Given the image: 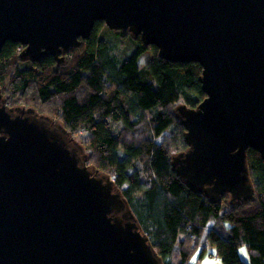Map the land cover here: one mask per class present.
<instances>
[{
	"label": "water",
	"instance_id": "water-1",
	"mask_svg": "<svg viewBox=\"0 0 264 264\" xmlns=\"http://www.w3.org/2000/svg\"><path fill=\"white\" fill-rule=\"evenodd\" d=\"M97 21L159 58L197 63L205 99L176 116L189 148L173 170L212 202L251 200L247 152L264 160V0H0L8 41L63 63ZM0 264H163L110 176L62 123L10 107L0 87Z\"/></svg>",
	"mask_w": 264,
	"mask_h": 264
},
{
	"label": "trees",
	"instance_id": "trees-1",
	"mask_svg": "<svg viewBox=\"0 0 264 264\" xmlns=\"http://www.w3.org/2000/svg\"><path fill=\"white\" fill-rule=\"evenodd\" d=\"M102 23L97 21L90 37L81 41L82 50L75 49L68 55L74 60L65 71L55 68L57 61L51 55L20 68L13 62L19 45L6 42L0 53L2 94H9L11 106L50 111L73 137L82 128L87 130L85 144L92 150V164L88 163L113 178L163 264H188L195 249L188 242L202 238L212 219L228 224L226 231L213 228L206 236L223 264H264L261 155L253 149L247 152L255 207L243 209L251 201L247 200L228 208L226 196L212 202L182 182L173 170L167 145L153 138L136 142L114 132L109 120L121 122L133 135L142 124L152 137L171 130L173 141L177 140L184 152L189 148L184 141L185 127L172 106L181 102L197 108L206 94L197 63L159 58L141 68L139 58L148 50L142 44L118 62L109 44L98 37ZM140 164L149 175L147 180L139 172ZM241 246L246 247L248 263L239 255Z\"/></svg>",
	"mask_w": 264,
	"mask_h": 264
},
{
	"label": "rangeland",
	"instance_id": "rangeland-1",
	"mask_svg": "<svg viewBox=\"0 0 264 264\" xmlns=\"http://www.w3.org/2000/svg\"><path fill=\"white\" fill-rule=\"evenodd\" d=\"M98 37L101 39H104L109 44L114 57L120 63L123 62L125 59H127L135 51V49L138 47V45H140V44L144 45L143 41L141 40L140 37L134 38L133 35L128 30H123V29L112 30L104 22L100 25V31H99ZM83 45H84V43H81V45L75 49H77V50L81 49L82 50ZM147 48H148V50L139 58V61H138V64L141 68H143L145 65L152 62L153 60L159 59V50L157 47L147 46ZM23 50H24V47H22V49H20V50L18 49L17 52H19V54L13 60L14 64H16L20 68H22L24 66L25 67L30 66V62H31L30 60H23L21 58L20 54ZM77 52L78 51H76L74 53L76 54ZM68 55H70V53L67 54V56H66L67 59L65 58L66 59L65 62L64 63L57 62L55 65V68H58L61 71H65V70L69 69L70 65L72 64V62L74 60V56L72 58H69L71 56H68ZM0 87H1V85H0ZM3 98L5 99L6 104H8L9 106L12 105V99L9 96V94L3 95ZM179 105H182V103L178 102L172 106L171 110L174 111L173 113H175L176 108ZM16 106L17 105H13L11 107H16ZM24 107H26V106H24ZM51 110H54V109L51 108ZM36 111L39 114L43 113V114L48 115V116H50L56 120V118L54 116L49 114L50 111L41 112L40 109L36 110ZM148 116H150V113H148ZM108 123L114 132H116L118 135L122 134L128 140H134L136 142H139L140 140H145L146 138H153L154 141L157 142L158 144L167 145L168 149L170 151L171 157L177 155L179 152H182L181 147H180V143L178 144L177 140H176V142L173 141V139H172L173 138V132L171 130H167L165 133H163L159 137H152V135L148 133L145 125L142 124V126L141 127L139 126L133 135V134H129L128 132H126L124 130L123 124L119 121L116 122L113 120H109ZM74 138L84 147L85 154H87V156H88V162L92 164V160H91L92 150L89 149L88 146L85 144V140L88 138L87 130L85 128H82L74 136ZM183 151H185V150H183ZM139 172H140L142 178L144 180H147L149 175H148L147 171L145 170V168L142 164H140V166H139ZM103 174H106V173L103 172ZM111 179H113V178L111 177ZM224 196H226V200H225L226 207L231 208L232 206H241V202H236V203H234V205H232V203H230L231 196L229 194H226ZM254 207H255V202H253L251 200L249 205L243 206V209H245V208L250 209V208H254ZM219 227L223 228L224 231H226L228 228V224H226L225 222H223L220 219H217V220L212 219L209 221V223L205 229V234L202 238L197 239V240L192 239L188 242V244L189 243L194 244V245H192V248L195 247L194 253H193L192 257L190 258L188 264H223L221 259L219 258V256L215 253V249L210 247L209 242L206 241L207 233L210 230H212L213 228H219ZM186 248H188V246H186ZM239 255L243 261H245L247 263L249 262V256H248V252H247L245 246H241L239 248Z\"/></svg>",
	"mask_w": 264,
	"mask_h": 264
},
{
	"label": "built area",
	"instance_id": "built-area-1",
	"mask_svg": "<svg viewBox=\"0 0 264 264\" xmlns=\"http://www.w3.org/2000/svg\"><path fill=\"white\" fill-rule=\"evenodd\" d=\"M18 49H19V50L22 49V46L20 45Z\"/></svg>",
	"mask_w": 264,
	"mask_h": 264
},
{
	"label": "flooded vegetation",
	"instance_id": "flooded-vegetation-1",
	"mask_svg": "<svg viewBox=\"0 0 264 264\" xmlns=\"http://www.w3.org/2000/svg\"><path fill=\"white\" fill-rule=\"evenodd\" d=\"M55 58V57H54Z\"/></svg>",
	"mask_w": 264,
	"mask_h": 264
}]
</instances>
